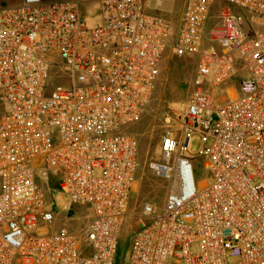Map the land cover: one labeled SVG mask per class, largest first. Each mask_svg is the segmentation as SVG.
<instances>
[{"label": "built area", "instance_id": "built-area-1", "mask_svg": "<svg viewBox=\"0 0 264 264\" xmlns=\"http://www.w3.org/2000/svg\"><path fill=\"white\" fill-rule=\"evenodd\" d=\"M97 1L96 26L82 0L0 5V264H115L129 216L126 264H264V0H184L177 24L146 0ZM169 42L196 72L185 107L165 106L149 162L163 204L135 210L138 138L126 128ZM195 133L209 173L199 185ZM59 190L86 217L49 209Z\"/></svg>", "mask_w": 264, "mask_h": 264}, {"label": "rangeland", "instance_id": "rangeland-1", "mask_svg": "<svg viewBox=\"0 0 264 264\" xmlns=\"http://www.w3.org/2000/svg\"><path fill=\"white\" fill-rule=\"evenodd\" d=\"M19 1L20 0H0V5L15 4ZM155 1L156 0H148L149 6L154 5ZM175 1L176 0H163V5L160 6L158 12L168 16L174 21V24H177L179 7L176 6ZM81 8L89 25L96 26L99 24V4L97 0H82ZM174 11L176 14H173ZM209 22L210 25H212L216 23V19L211 17ZM170 44L171 42H169L165 52L160 75L152 98L147 106V110L138 121L127 125L126 128L127 131L133 133L138 138L139 169L130 196L131 207L132 209L135 208V210L141 209V205L145 199H151L160 205L163 204L165 197V179L157 177L153 173L149 168V162L151 160H158L161 156L159 139L161 134V118L165 106L168 104L179 110L185 107V101L191 89L190 81L196 72V58L171 55ZM243 74H246V72H243ZM4 108L5 106L0 100V114ZM202 145L203 143L200 135L195 133L191 138L188 153L190 156L194 157L196 167L195 176L198 185L209 177V173H207L203 167L204 158L199 155V150L202 148ZM66 204L71 206V211L63 212V206ZM47 207L49 209H55V211L58 212H63V214L72 213L74 211L73 209H76L77 213L84 216L87 214L85 208L81 209L78 208L79 206L73 205L68 195L60 190L57 193L51 192L48 196ZM85 217L75 220L73 223L74 227H79L85 220ZM133 233V216H129L121 230L115 264H126V253L131 243Z\"/></svg>", "mask_w": 264, "mask_h": 264}, {"label": "crops", "instance_id": "crops-1", "mask_svg": "<svg viewBox=\"0 0 264 264\" xmlns=\"http://www.w3.org/2000/svg\"><path fill=\"white\" fill-rule=\"evenodd\" d=\"M158 2H160V3L158 4ZM146 3H147V5H148V7H149V9H150L151 11H158L159 8H160V6L163 5V0H156V1L154 2V5H150V6H149V4H148V0H146ZM175 3H176V6L179 7V13H178V15H177V21H178V20H179V17H180V14H181V12H182L183 6H184V0H176ZM173 14H176L175 11L173 12ZM166 17H168V16H166ZM168 18H169V17H168ZM169 19H170V18H169ZM170 20H171V19H170ZM172 22H174V21H172ZM175 23H176V22H175Z\"/></svg>", "mask_w": 264, "mask_h": 264}]
</instances>
